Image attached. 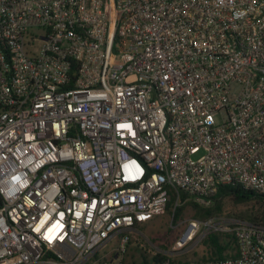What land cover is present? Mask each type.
<instances>
[{
  "label": "built area",
  "instance_id": "2783aa9c",
  "mask_svg": "<svg viewBox=\"0 0 264 264\" xmlns=\"http://www.w3.org/2000/svg\"><path fill=\"white\" fill-rule=\"evenodd\" d=\"M230 184L264 202V0H0V264H123L171 189ZM185 226L158 264H264L260 224Z\"/></svg>",
  "mask_w": 264,
  "mask_h": 264
},
{
  "label": "trees",
  "instance_id": "16d2710c",
  "mask_svg": "<svg viewBox=\"0 0 264 264\" xmlns=\"http://www.w3.org/2000/svg\"><path fill=\"white\" fill-rule=\"evenodd\" d=\"M175 196L176 192L171 189L169 191V200L166 204V212L172 216L171 224L173 225L177 224L182 218L186 205H189L192 209L194 219L203 220L222 214L225 204L230 203L232 205L252 204L253 208L251 210L234 213L233 216L264 226V202L262 201V196L251 190H246L238 184L220 186L213 197L212 205L207 208H202L192 202L174 206ZM181 197L184 199L186 195L181 193ZM226 238L230 239V236L225 235L224 237L219 233L207 234L202 241L206 252L200 258L215 259L227 257L228 251L232 248V242L229 243ZM164 258V255L156 253L152 257L151 262L144 260V264H158Z\"/></svg>",
  "mask_w": 264,
  "mask_h": 264
},
{
  "label": "rangeland",
  "instance_id": "374dc122",
  "mask_svg": "<svg viewBox=\"0 0 264 264\" xmlns=\"http://www.w3.org/2000/svg\"><path fill=\"white\" fill-rule=\"evenodd\" d=\"M179 205H184V203H180ZM252 208V204L232 205L226 203L222 214L227 217H235L233 216L234 213L251 210ZM171 219L172 216L165 212L162 215L156 216L150 222L137 225L132 229L129 234V240L125 244L123 264H144V260L151 262L152 257L156 253H163L169 250L174 241L182 236L186 227L185 223L190 219H194L193 211L189 205H186L182 218L177 224H171ZM118 241L119 237L111 239L103 248L96 252L94 259H100L104 255L109 258L114 257ZM196 249L198 250L197 254H200L202 246L199 244ZM196 249L190 252V254L195 253Z\"/></svg>",
  "mask_w": 264,
  "mask_h": 264
}]
</instances>
